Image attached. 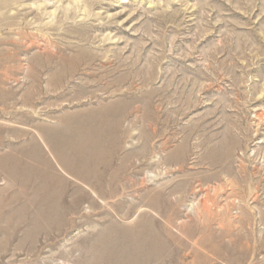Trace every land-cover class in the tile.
I'll use <instances>...</instances> for the list:
<instances>
[{
    "label": "rangeland",
    "instance_id": "rangeland-1",
    "mask_svg": "<svg viewBox=\"0 0 264 264\" xmlns=\"http://www.w3.org/2000/svg\"><path fill=\"white\" fill-rule=\"evenodd\" d=\"M0 264H264V0H0Z\"/></svg>",
    "mask_w": 264,
    "mask_h": 264
},
{
    "label": "bare ground",
    "instance_id": "bare-ground-1",
    "mask_svg": "<svg viewBox=\"0 0 264 264\" xmlns=\"http://www.w3.org/2000/svg\"><path fill=\"white\" fill-rule=\"evenodd\" d=\"M4 3H7V2H4ZM124 3V2H123ZM126 3V2H125ZM71 59V58H70ZM139 252H133V254L132 253H130L132 256H134V257H136L137 258V256L139 255L138 254ZM137 262V261H136Z\"/></svg>",
    "mask_w": 264,
    "mask_h": 264
}]
</instances>
